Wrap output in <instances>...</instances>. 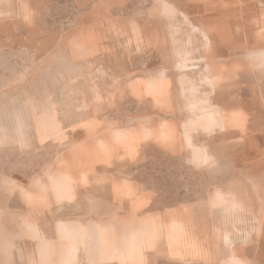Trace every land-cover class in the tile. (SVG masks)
<instances>
[{
    "label": "rangeland",
    "instance_id": "374dc122",
    "mask_svg": "<svg viewBox=\"0 0 264 264\" xmlns=\"http://www.w3.org/2000/svg\"><path fill=\"white\" fill-rule=\"evenodd\" d=\"M0 264H264V0H0Z\"/></svg>",
    "mask_w": 264,
    "mask_h": 264
},
{
    "label": "bare ground",
    "instance_id": "6f19581e",
    "mask_svg": "<svg viewBox=\"0 0 264 264\" xmlns=\"http://www.w3.org/2000/svg\"><path fill=\"white\" fill-rule=\"evenodd\" d=\"M171 9H172V8L169 7V10H171ZM172 15H173V14H172ZM59 173H60V172H59ZM59 173H58V174H59ZM59 175H60V174H59ZM69 230H70V229H68V231H69ZM72 230H73V228H72ZM61 231H62V230H61ZM80 231H81V229H80ZM76 232H77V231H76ZM76 232H75V234H73V236L76 235ZM67 233H68V232H66V235H67ZM72 233H73V232H72ZM81 233H82V231H81ZM69 234H71V233H69ZM69 234H68V235H69ZM127 234H128V233H127ZM133 235H134V234H133ZM77 237H78V236H77ZM77 237H76V238H77ZM69 238H70V236H69ZM71 238H72V237H71ZM76 238H75V239H76ZM78 239H79V237H78ZM78 239H76V241H77ZM73 241H74V240H73ZM81 241H82V239H81ZM68 242H69V241L67 240V241H65L64 243H67V244H68ZM70 242H71V241H70ZM79 242H80V241H79ZM79 242H78V243H79ZM126 242H127V241H126ZM74 243H75V242H74ZM67 244H66V245H67ZM69 244H70V243H69ZM72 244H73V242H72ZM82 245H83V244H82ZM127 245H128V244H127ZM65 247H66V246H65ZM69 247H70V246H69ZM73 247H74V246H73ZM65 249H66V248H65ZM127 249H128V248H127ZM64 251H65V250H64ZM73 252H74V249H73ZM73 252H72V254H73ZM64 255H65V253H64ZM68 256H69V255H68Z\"/></svg>",
    "mask_w": 264,
    "mask_h": 264
}]
</instances>
